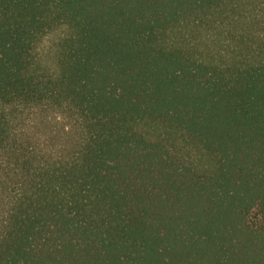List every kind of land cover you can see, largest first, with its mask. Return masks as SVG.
Here are the masks:
<instances>
[{"label":"trees","instance_id":"trees-1","mask_svg":"<svg viewBox=\"0 0 264 264\" xmlns=\"http://www.w3.org/2000/svg\"><path fill=\"white\" fill-rule=\"evenodd\" d=\"M261 4L0 0V264H264ZM186 26L219 48L173 41ZM56 30L50 71L37 50ZM54 115L74 150L41 132Z\"/></svg>","mask_w":264,"mask_h":264},{"label":"rangeland","instance_id":"rangeland-1","mask_svg":"<svg viewBox=\"0 0 264 264\" xmlns=\"http://www.w3.org/2000/svg\"><path fill=\"white\" fill-rule=\"evenodd\" d=\"M249 1V0H246ZM258 13L263 18L264 25V0L258 10ZM66 34L65 30H56L53 33L47 35L43 38L39 44L37 54H38V64L42 69H47L50 71L58 70L59 55L61 52V40ZM173 41H180L179 43L186 45L184 43L190 44L191 47L197 49H209L211 51H216L219 46H216L212 42V39L201 33L200 30L193 26H186L180 34L171 35ZM56 120H50L46 125L39 124L42 127L41 132L48 131L53 134L55 141L58 146L64 151L70 152L75 149L76 141L71 129L69 121L67 119H60L57 115H54ZM43 125V126H42ZM133 129L143 136L151 140H165L171 148H173L174 153H178L181 157H187L190 160H194L196 164L200 167H208L212 164L209 156L203 152L200 148L194 144L188 142L180 134H175L173 131H169L160 125H154L151 123H136L132 125ZM73 132V133H72Z\"/></svg>","mask_w":264,"mask_h":264}]
</instances>
